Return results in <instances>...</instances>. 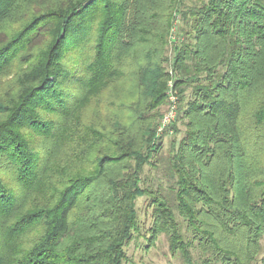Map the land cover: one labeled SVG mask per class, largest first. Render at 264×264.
I'll return each instance as SVG.
<instances>
[{
  "label": "trees",
  "instance_id": "trees-1",
  "mask_svg": "<svg viewBox=\"0 0 264 264\" xmlns=\"http://www.w3.org/2000/svg\"><path fill=\"white\" fill-rule=\"evenodd\" d=\"M186 1L0 0V264H123L141 196L148 245L165 234L183 264L256 259L264 0ZM168 64L164 133L183 131L163 157ZM159 164L168 192L141 184Z\"/></svg>",
  "mask_w": 264,
  "mask_h": 264
},
{
  "label": "rangeland",
  "instance_id": "rangeland-1",
  "mask_svg": "<svg viewBox=\"0 0 264 264\" xmlns=\"http://www.w3.org/2000/svg\"><path fill=\"white\" fill-rule=\"evenodd\" d=\"M191 4V0L186 1ZM175 13V12H174ZM172 33L168 35V50L167 55L172 58L174 55V44H178L182 39L181 34H177L180 26L183 25L180 14L177 12V16L172 18ZM174 35L172 40L170 36ZM178 36V37H177ZM178 40V41H177ZM169 69V80L173 79L174 72L171 66L167 65ZM171 70V71H170ZM173 72V73H172ZM177 89V88H176ZM167 99L165 95V102L162 104L160 111L161 117L166 109ZM179 107V105H178ZM160 117V118H161ZM180 130L177 137L172 133L171 127L163 134H161V154L167 156L170 148V141L172 138L180 137L183 131V126L178 124ZM161 163V162H160ZM142 185H148L153 188L161 186L164 191L168 192L171 187V181L168 180L162 164H159L157 168L150 165H146L142 172ZM136 208L138 214V230L134 231L133 238L126 246L127 260L123 264H183L180 254H171L168 249V242L165 234H160L154 240V243L148 245L147 237L149 235L148 228L151 224V207L148 204V197L141 196L136 200ZM261 250L252 264H264V236L260 239Z\"/></svg>",
  "mask_w": 264,
  "mask_h": 264
},
{
  "label": "built area",
  "instance_id": "built-area-1",
  "mask_svg": "<svg viewBox=\"0 0 264 264\" xmlns=\"http://www.w3.org/2000/svg\"><path fill=\"white\" fill-rule=\"evenodd\" d=\"M173 40L175 37L170 36ZM171 71V70H170ZM167 105L163 112L162 117L159 119L156 128V135L160 136L164 131L175 121L177 117L178 105H179V94L178 90L174 86L173 79L169 80L166 89Z\"/></svg>",
  "mask_w": 264,
  "mask_h": 264
},
{
  "label": "snow or ice",
  "instance_id": "snow-or-ice-1",
  "mask_svg": "<svg viewBox=\"0 0 264 264\" xmlns=\"http://www.w3.org/2000/svg\"><path fill=\"white\" fill-rule=\"evenodd\" d=\"M61 103H63V102H61ZM58 111L59 110H62V109H57ZM4 197L2 196V195H0V199H3Z\"/></svg>",
  "mask_w": 264,
  "mask_h": 264
}]
</instances>
